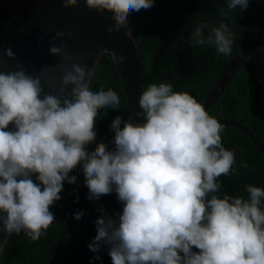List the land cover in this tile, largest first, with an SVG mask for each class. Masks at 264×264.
Returning a JSON list of instances; mask_svg holds the SVG:
<instances>
[{"label":"clouds","instance_id":"1","mask_svg":"<svg viewBox=\"0 0 264 264\" xmlns=\"http://www.w3.org/2000/svg\"><path fill=\"white\" fill-rule=\"evenodd\" d=\"M61 3L72 8L78 0ZM154 4L85 0L89 11L112 14L109 34L123 28L129 37L130 13ZM248 6L249 0H226L229 10ZM206 27H196L191 41L230 56L233 32L220 23L205 35ZM72 36L71 30L60 31L52 40ZM49 52L70 59L66 45L52 44ZM6 55L16 59L11 48ZM115 59L123 62L124 56ZM91 72L72 64L60 89L64 93L73 86L68 98L46 93L41 80L23 68L0 71V232H23L34 242L47 235L55 221L50 207L61 200L64 182L76 183L69 173L82 165L89 200L114 191L123 205L122 212L114 213L118 219L108 216L103 205L97 209V235L88 244L94 253L107 245L112 264H264V188L245 185L247 198L218 195V178L236 171V154L222 143L224 125L188 92L173 91L167 82L152 83L141 92V111L135 114L144 122L116 116L111 123L114 149L97 143L88 151L86 146L96 140L98 111L120 109L114 90H90ZM10 124L15 130H7ZM83 214L78 210L74 218Z\"/></svg>","mask_w":264,"mask_h":264},{"label":"trees","instance_id":"2","mask_svg":"<svg viewBox=\"0 0 264 264\" xmlns=\"http://www.w3.org/2000/svg\"><path fill=\"white\" fill-rule=\"evenodd\" d=\"M10 0H0V41L7 22ZM170 7L178 12L180 26L175 37L157 53V62L161 69H174L179 63L183 42L189 28L202 17L210 16L222 19L240 33L264 36V0H249L246 10L239 7L229 10L226 0H155L149 10L133 11L129 21H134L158 8ZM226 13V15H225ZM161 23L158 41L168 32L173 19L171 16L160 17ZM205 35L212 27H219L215 22L205 23ZM135 41L138 72L141 92L152 83H164L156 80L147 70L146 61L151 51V39L141 30L132 34ZM232 54L240 49L258 50L264 57V41L241 39L233 35ZM187 60L179 76L167 83L172 84L173 91L188 92L197 101L205 95L217 78L220 70L231 56L218 55L214 46L196 45L190 40ZM89 88L93 92L112 89L120 97V109L101 108L95 120L96 140L87 146L105 143L109 150L114 149L115 132L111 123L116 116L127 121L129 114L125 105L124 95L109 54H105L91 76ZM210 116L230 120L245 127L264 148V89L255 78L253 62L243 60L224 91L207 110ZM123 123L121 124V128ZM222 143L226 149L236 154L234 174L219 177L221 192L236 196L243 195L245 185L252 184L264 188V156L256 150L249 140L239 131L224 127L221 133ZM94 149H88L91 151ZM246 163L247 168L241 167ZM70 176H76L75 184L64 182L60 193L61 200L50 207L55 221L47 230V235L39 241H31L21 232L12 234L4 243L0 254V264H112L108 254V246L103 245L99 252L94 253L88 248L97 235L96 221L101 217L97 209L103 205L108 216L118 219L114 213L122 212L123 205L113 191L103 195L99 200H89L88 188L82 165H78ZM83 210V216L75 219L74 214ZM193 251H198L193 248ZM100 259H96V256Z\"/></svg>","mask_w":264,"mask_h":264},{"label":"water","instance_id":"3","mask_svg":"<svg viewBox=\"0 0 264 264\" xmlns=\"http://www.w3.org/2000/svg\"><path fill=\"white\" fill-rule=\"evenodd\" d=\"M111 15L108 12L98 14L94 10L89 11L85 0H78V4L72 8H65L61 0H10L7 22L0 41V71L7 73L23 68L29 75L41 80L46 93L70 98L68 94L71 92L72 85H69L64 93H60V89L63 76L71 70L72 64L86 65L87 69L92 71V76L103 56L109 54L124 95L129 117L134 118V123H143V118L135 117V114L141 111L139 108L141 88L135 41L132 35L131 37L126 35V29L122 28L112 34L106 31L107 27L114 23ZM164 15L171 16L173 22L168 32L158 41L161 27L158 18ZM207 22L226 24L238 38L264 41V36L237 32L222 19L204 17L189 28L183 42L179 63L174 69H161L157 62V53L175 37L179 29L180 17L176 10L168 7L158 8L134 21H129L128 26L132 34L141 30L151 39V51L146 61L148 72L158 81L169 82L177 78L185 66L192 32L196 27ZM69 30L73 32L71 38L52 40L57 32ZM52 44L57 47L66 45V55L70 59L65 61L60 56L51 55L49 48ZM8 48L12 49L16 59L7 57ZM121 55L124 56L123 62L115 59V56L119 58ZM245 59L253 62L255 78L264 89L263 55L256 49H240L228 58L210 89L198 100L204 105L206 111L221 95L231 76ZM216 119L224 127L233 128L242 133L264 156V148L245 127L234 121ZM7 130H15L14 125L10 124ZM95 147L96 145L86 146V150L95 149ZM35 176L36 174H33V181L39 183ZM8 237L6 233L0 232V243ZM3 246L4 243L2 249Z\"/></svg>","mask_w":264,"mask_h":264}]
</instances>
